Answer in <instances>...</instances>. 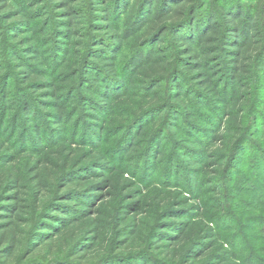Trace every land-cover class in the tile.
Returning <instances> with one entry per match:
<instances>
[{
    "label": "trees",
    "instance_id": "16d2710c",
    "mask_svg": "<svg viewBox=\"0 0 264 264\" xmlns=\"http://www.w3.org/2000/svg\"><path fill=\"white\" fill-rule=\"evenodd\" d=\"M261 80L264 0H0V264L225 251L208 221L227 210L191 220L166 143L195 137L187 169L218 198L257 146Z\"/></svg>",
    "mask_w": 264,
    "mask_h": 264
},
{
    "label": "rangeland",
    "instance_id": "374dc122",
    "mask_svg": "<svg viewBox=\"0 0 264 264\" xmlns=\"http://www.w3.org/2000/svg\"><path fill=\"white\" fill-rule=\"evenodd\" d=\"M10 86L13 88V82ZM257 92L261 100L253 133L257 146L248 141L252 144L240 149L231 172L221 179V195L216 199H213V191L205 190V185L200 182V167H197L196 171L187 169L189 166L193 167L189 165L191 157L187 151L200 152L195 137L191 133L175 136L168 133L170 137L166 143V151L169 155H174V172L179 176L178 187L186 191L184 196L189 203V210H192L191 220L195 217L202 219L200 215L204 210H207L206 215L210 216L213 210H219L221 207L229 214L226 220L208 221L215 235L211 244L222 243L225 251L213 248L201 260V264H264V80L260 81ZM83 120L81 110H77L70 130L71 133H78V138L86 134L88 136L87 132L91 130L86 129ZM21 124L22 121L18 129ZM11 128L7 124V130L10 131ZM115 140L114 137L112 141ZM111 146L112 144L109 147ZM171 182L177 183L175 178ZM210 246L212 247L209 245L208 248ZM233 253L236 254L235 258Z\"/></svg>",
    "mask_w": 264,
    "mask_h": 264
}]
</instances>
